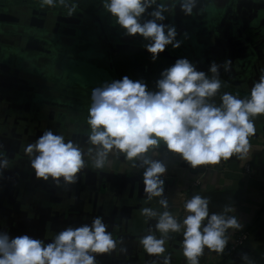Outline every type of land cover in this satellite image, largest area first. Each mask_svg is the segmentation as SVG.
<instances>
[{
  "label": "crops",
  "instance_id": "1",
  "mask_svg": "<svg viewBox=\"0 0 264 264\" xmlns=\"http://www.w3.org/2000/svg\"><path fill=\"white\" fill-rule=\"evenodd\" d=\"M204 7L191 31H187L191 23L185 22L193 15L186 16L180 9L172 11L176 15L164 13L162 23L175 26L181 46L174 49L169 45L159 54L164 66L146 78L148 89L157 90L160 73L177 59L187 58L209 77L213 75L209 73L212 62L220 65L221 88L210 102L219 105L224 93L248 99L252 86L264 75V0H211ZM154 8H149L142 19H150L148 13ZM49 32L82 42H68L65 49L45 35ZM146 43L139 35H126L107 12L86 15L76 7V13L68 16L66 7H42L40 0H0V154L8 160V167L0 169V232H7L10 238L28 235L49 243L66 227L91 224L100 216L117 247L110 254H96V264H163V257L148 255L139 243L150 233L162 236L155 228L157 218L141 215V209L149 207L162 213L165 208L159 200L166 198L167 210L182 223V203L168 198L167 190L176 195L190 189L192 195L209 198L210 215L235 216L242 225L227 230L228 244L222 254L205 249L199 264H248L242 259L245 255L252 264H264V115L253 118L256 131L249 137L250 148L242 159L234 155L193 169L178 155L174 177L162 178L163 197L148 199L139 161L110 153L104 167L94 166L87 124L92 90L119 80L115 61L120 54L151 57ZM87 50L103 54L100 58L87 54L89 60L102 65L103 71L88 83L69 80L68 67L83 60L82 52ZM101 58L105 62L99 63ZM225 61H230L227 71ZM4 78L15 80L18 86H1ZM47 130L83 148L85 167L77 174L76 183L65 184L61 178L57 185L51 178H36L25 148ZM157 149L167 148L161 142ZM148 155L161 157L157 151ZM246 163L252 165L251 174L243 171ZM197 179L201 184L194 186ZM215 191L230 192L232 202L218 203L209 196ZM245 230L250 232L246 243L230 252L233 235ZM182 241L183 229L167 236L164 255L170 257L171 264H187Z\"/></svg>",
  "mask_w": 264,
  "mask_h": 264
},
{
  "label": "clouds",
  "instance_id": "2",
  "mask_svg": "<svg viewBox=\"0 0 264 264\" xmlns=\"http://www.w3.org/2000/svg\"><path fill=\"white\" fill-rule=\"evenodd\" d=\"M198 0H102L105 12L115 19L128 36H141L147 43L146 51L155 62L167 46L179 48L175 26L162 23L164 13L176 5L186 16L193 15ZM41 6H64L68 16L76 13L70 0H40ZM150 19L143 20L146 11ZM230 61H225L224 67ZM219 68L215 62L209 67V77L187 58H179L160 73L155 91L142 81L124 76L92 90V104L87 124L88 143L94 146V166L102 168L111 153L123 154L129 161H139L143 168L144 191L149 200L163 197L167 167L162 160L152 159L161 142L167 150L178 154L193 169L205 164H217L234 155L239 159L249 151V137L256 129L253 118L264 115V75L251 88L250 98L224 93L221 103L210 102L221 88ZM89 151H93L90 149ZM30 166L37 179L51 178L57 185L74 184L85 167L84 150L63 135L47 130L25 148ZM135 166V165H134ZM8 167V160L0 154V169ZM165 211L141 209V215L157 218L155 228L162 236L148 234L139 243L150 256L163 257V264H171L165 254L169 233L183 229V255L187 264H199L205 249L222 254L228 244V229L242 227L235 216L209 214L208 197L194 194L183 205L187 215L182 223L168 210L166 198L159 200ZM100 216L91 224L68 226L49 243L28 235L10 238L0 232V264H96V254L115 251L117 241L107 231ZM122 251H125L122 249ZM248 261L247 255L242 258Z\"/></svg>",
  "mask_w": 264,
  "mask_h": 264
},
{
  "label": "trees",
  "instance_id": "3",
  "mask_svg": "<svg viewBox=\"0 0 264 264\" xmlns=\"http://www.w3.org/2000/svg\"><path fill=\"white\" fill-rule=\"evenodd\" d=\"M70 2L75 3L76 7L86 15L105 13L102 0H70ZM163 61L164 59L160 56L153 62L148 54L133 53L128 56L127 53H123L115 61V67L119 80L124 76H129L132 79L142 80L147 85L146 78L159 73L163 69Z\"/></svg>",
  "mask_w": 264,
  "mask_h": 264
},
{
  "label": "built area",
  "instance_id": "4",
  "mask_svg": "<svg viewBox=\"0 0 264 264\" xmlns=\"http://www.w3.org/2000/svg\"><path fill=\"white\" fill-rule=\"evenodd\" d=\"M264 148V146H263ZM156 151L158 153H161V157L159 158H156V159H159V160H162L163 163L166 165L167 167V172L164 174V176L162 178L166 179V180H169L170 178L174 177V173H175V170H176V165H175V159L176 157L178 156V154H175V153H172L170 151H168L167 149H156ZM243 171L245 174H251L252 172V165L251 163H246L244 165V168H243ZM201 182L199 179L195 180L193 185L194 186H198L200 185ZM190 189H186L180 193H177L175 195L174 192H171L170 190H167V193H168V198H172V199H175L176 201H179L180 203H182V207H181V216L182 218H184L187 213L185 212L184 210V207L183 205L185 204V202L190 199L193 195L190 194ZM261 192L262 194L264 195V184H263V187L261 189ZM174 193V194H173ZM250 236V232L248 230H245V231H242L240 233H237V234H234L232 239H231V242H230V245H229V251L230 252H236L239 250V248H241L245 243L246 241L248 240Z\"/></svg>",
  "mask_w": 264,
  "mask_h": 264
},
{
  "label": "rangeland",
  "instance_id": "5",
  "mask_svg": "<svg viewBox=\"0 0 264 264\" xmlns=\"http://www.w3.org/2000/svg\"><path fill=\"white\" fill-rule=\"evenodd\" d=\"M104 11V10H102ZM97 18V15L95 16ZM99 17V16H98ZM92 22V20H91ZM90 22V24H92ZM93 22V26H94ZM89 33V32H87ZM90 35V33H89ZM61 45L64 46L65 49L69 46L68 42H61ZM86 46V44H84ZM84 48V47H83ZM88 48V47H87ZM95 54L96 51L89 52V50L86 51V54ZM81 57V56H80ZM79 62H76L72 65H70L66 71V77L69 80L76 81L78 83H88L99 73H101L103 70L100 68L102 65H97L93 62V60H89L87 57H82ZM102 60V61H101ZM99 63L105 62L104 58H101ZM101 69V71H100Z\"/></svg>",
  "mask_w": 264,
  "mask_h": 264
},
{
  "label": "flooded vegetation",
  "instance_id": "6",
  "mask_svg": "<svg viewBox=\"0 0 264 264\" xmlns=\"http://www.w3.org/2000/svg\"><path fill=\"white\" fill-rule=\"evenodd\" d=\"M211 0H198V2H197V5H196V8H194L193 9V16H192V18L191 19H189V20H187L185 23H187V24H189V23H191V27L189 28V29H187V31H191L192 29V27L195 25V24H197V22L199 23V20L197 19L198 17H199V15H200V13H203V11H204V6H206L207 4H208V2H210ZM212 2H215V0H212ZM179 5H176V7L174 8V12H176V10L178 11L180 8L178 7ZM209 6H210V4H209ZM203 10V11H202ZM172 13V11L171 12H169V13H172L173 15L175 14V13ZM206 12V11H205ZM180 13H181V10H180ZM204 14V13H203ZM176 15V14H175ZM178 16V15H177ZM195 18H196V20H195ZM198 20V21H197ZM184 23V21H183V24L182 25H184L185 24ZM179 25L180 27L179 28H181L182 27V25ZM191 29V30H190ZM102 32H103V30H102ZM104 33V32H103ZM86 42V41H85ZM84 42V43H85ZM83 47H84V44H83ZM102 55L103 54H101V52H96L95 54H94V56H96V57H102ZM82 56L83 57H87L88 55L86 54V53H83L82 52ZM13 83V84H12ZM16 83V81L15 80H13V79H9V78H4L3 79V81H2V85L1 86H5V87H9V86H18V85H16L15 84ZM10 84H12V85H10ZM4 88V87H3Z\"/></svg>",
  "mask_w": 264,
  "mask_h": 264
},
{
  "label": "water",
  "instance_id": "7",
  "mask_svg": "<svg viewBox=\"0 0 264 264\" xmlns=\"http://www.w3.org/2000/svg\"><path fill=\"white\" fill-rule=\"evenodd\" d=\"M49 39H51L52 41L58 42L61 44V42H73V43H81L82 40L79 39H75L72 37H69L67 35L64 34H60V33H54V32H49L47 34H45ZM103 70V69H102ZM101 71V69H100ZM210 197H212L213 199H215L218 203H222L221 201L224 200V203H229L232 202V195H230V192L226 191V192H219V191H215L213 193L209 194ZM212 209V208H211ZM209 209V210H211ZM213 212H217L216 210H213Z\"/></svg>",
  "mask_w": 264,
  "mask_h": 264
}]
</instances>
